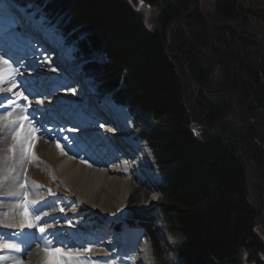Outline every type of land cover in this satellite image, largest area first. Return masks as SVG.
I'll return each instance as SVG.
<instances>
[{
  "label": "trees",
  "instance_id": "trees-1",
  "mask_svg": "<svg viewBox=\"0 0 264 264\" xmlns=\"http://www.w3.org/2000/svg\"><path fill=\"white\" fill-rule=\"evenodd\" d=\"M14 1L55 22L96 88L128 107L162 177V219L182 264H264V33L250 10L144 0L159 7L151 28L135 0ZM142 224L166 256L153 223Z\"/></svg>",
  "mask_w": 264,
  "mask_h": 264
},
{
  "label": "bare ground",
  "instance_id": "bare-ground-1",
  "mask_svg": "<svg viewBox=\"0 0 264 264\" xmlns=\"http://www.w3.org/2000/svg\"><path fill=\"white\" fill-rule=\"evenodd\" d=\"M4 2V0H0V20L6 21L8 20L6 15L15 17L17 14L22 16L23 22L27 25V28L20 32L16 31L15 28H18L16 25L13 31L18 34V39L15 42L6 40L5 46L12 53L27 52L23 56L26 61L23 59L24 63L14 65V67H18L22 74L17 76V80H26L28 83L25 86L22 83V88L20 85L18 89L12 91H21L30 98L31 105L28 111L34 113V116L37 114V121L34 124L39 131L33 146V152L37 159L33 160L23 153L21 145L14 138L15 129L10 125L9 120L0 119V129H3L0 132V241L13 239L12 234L15 233V241H23L21 247L25 250V254L11 252L7 249L0 250V255L8 257V259L0 261V264H13L14 259H21L23 264H56L57 260L60 264L67 248H71L74 244L78 245L80 242L74 238L76 231L74 226L63 223L69 213L78 214V212L65 211L66 207L71 205V201L79 200L80 204L87 202L92 209L106 208L112 215L115 208L122 209V206H125L130 188V177L133 180L136 172H134L133 165L129 166L124 162L123 154L140 155L141 164L143 162L144 168L150 171L151 167H149L147 157L139 145L132 143L135 135L129 131L125 132L119 139L120 149H118L113 140L108 142L111 135L100 126V121H102L100 118L108 117L110 120L118 122L122 128H126L127 115L131 114L128 107L126 105H122L123 107L106 106L105 102L99 104L100 98L97 96L103 92H100L96 87L89 90L87 85L85 86L86 83L83 82L82 75L74 70L77 65L74 64L71 68L68 65L64 66V70L60 69L57 65L58 61H62L65 65V62L69 60L65 55L66 50L56 54L54 49L56 58L52 62V58H47L50 61L47 63L45 62V53H38L41 51L37 49L38 42L30 46L32 44V40H30L31 43L28 44L31 48L28 49L27 36L31 28H37L40 31L39 37L44 40L47 46L51 45L53 48L59 43L51 41L52 39L46 36V32L34 23L30 16L41 15L37 10L31 9L29 6L19 5L15 1L12 2L15 7L9 5L6 8ZM16 5L31 15L20 13ZM2 13L6 14L1 15ZM33 50H36V53ZM78 81L80 83H77ZM73 82L76 83L75 87L71 86ZM73 88L75 93L68 90ZM12 91L10 92L8 87L4 86L0 90V96H11ZM106 94L108 95L107 92ZM92 95L95 97L94 103L90 100ZM40 100H43V103H39ZM19 104L23 105L25 101L20 99ZM62 104H64L63 107ZM35 109L41 111L35 112ZM79 109L82 110L80 113ZM18 113L19 108L10 119H15ZM56 118L60 119L61 122L58 124V121L52 122L54 125L51 124V126L45 124L56 120ZM70 119L77 120V123H73L67 128ZM109 129L113 130L112 127ZM113 131L114 133L117 132L116 130ZM51 137L54 138V141ZM64 137H67V140ZM57 140L63 146L66 154L62 155L60 149L57 148ZM90 143L98 146L97 152L89 149L88 153L84 154V150ZM13 149H15L14 152ZM146 174L145 178H148L149 173L146 172ZM25 183L26 188L20 187L21 184ZM54 183H59V185L57 184L56 187ZM36 185L40 187L37 188ZM49 189L51 193L48 191ZM67 190L72 192L70 199L66 194ZM25 191L29 193V200L36 201L34 207H43L39 221V224H44L47 221L46 231L43 234L35 228H21L24 218L21 215L22 208L19 199ZM100 195L101 198H98ZM96 198L97 205L94 202ZM156 201V197H150L148 205H142V208L148 211L156 204ZM60 208H63L64 211L61 212ZM76 223L78 225L79 222ZM98 224L100 225L98 228L95 226L90 228L91 234L95 235L97 230H101L102 222L99 221ZM109 234L108 231H105L101 236L94 239L96 242H102ZM114 239L117 241L108 242L107 245L118 248L119 244L127 242V240H119L118 237ZM138 239V236H134L132 241L128 240V242L133 245ZM173 239L174 237L169 235L165 242L170 245L169 248L174 252L173 256L179 258L173 247ZM45 240L51 241L47 251L43 247ZM59 246L61 249L58 248ZM130 251L131 249L127 247L124 250L126 254ZM79 254L82 257L92 256L90 251H81ZM141 259L143 258L140 257V261Z\"/></svg>",
  "mask_w": 264,
  "mask_h": 264
},
{
  "label": "rangeland",
  "instance_id": "rangeland-1",
  "mask_svg": "<svg viewBox=\"0 0 264 264\" xmlns=\"http://www.w3.org/2000/svg\"><path fill=\"white\" fill-rule=\"evenodd\" d=\"M200 1H201V6L205 11L214 8L215 3L217 2V0H200ZM240 1L247 9L250 10L245 14V16H247L250 19L252 26H254L260 33H264V0H240ZM4 3H5L4 7L6 8L9 5L15 7L13 3L12 4L7 3L6 1ZM29 5L30 4L25 6H29ZM134 5L136 9L143 14L146 24L149 27L153 28L155 25L156 17L159 13V7L148 5L145 2L141 3L140 0H135ZM17 8L19 9L20 13L23 12L26 13L28 16L31 15V14L29 15L28 11H22L19 6H17ZM39 14L41 15H37V16L32 15L30 17L32 18V20L36 25H39L40 29L46 32V36L52 39L51 41H54L59 44L62 43V45H64L63 47L64 50H66L65 52L66 58L69 59L68 61L65 62V66L70 65L68 67L71 68L74 64L77 65V67L74 70H76L75 71L76 73L82 75L83 82L86 83L85 86L89 84L88 86H91V88H95L96 80L94 77L86 73L83 67V63L85 59L83 56H79L77 54V47L75 46L74 42L69 41L66 35L62 31H59L55 22H52L46 15L42 13ZM20 17L22 18V16ZM17 26L18 28L16 29H19L20 25ZM56 50L57 49H55V51ZM80 67H81V72H80ZM20 85L22 88V83ZM23 86H25L24 83ZM107 93L108 95L106 94V91H103V93L98 94L97 97L100 98L98 102L99 104L105 102L104 104L106 106L116 105L117 107H123L121 103L115 100V98L112 96V93L110 92ZM28 99L30 100V98ZM90 100L94 103L95 97L93 95L90 96ZM25 103L27 102L25 101ZM61 106L63 107L64 104H62ZM81 109L87 110L86 108H81ZM81 109L78 110L79 113L80 111H82ZM36 115L37 114H35V120H34L35 123L37 121ZM131 115L132 114L127 115L128 116V120L126 124L127 127L126 126L125 127L130 129L129 132L131 134L133 133L136 134L135 135L136 137L134 139L135 141H140V136L137 130L134 117L133 115L132 116ZM45 124L51 126L52 122L50 121L49 123L47 122ZM66 127L68 128V126ZM1 131H3V129H0V132ZM51 139L54 141V138L51 137ZM138 143L139 144L137 145H139V147L142 149L143 153L147 157L149 166L153 170L150 174H148L147 180H144L140 175L136 176V174L138 175L139 173L138 170L136 172L134 171L135 175L133 180L130 177V188H129L128 196L125 201V206L123 205L122 209L115 208L114 213L111 215L110 211H108L106 208L97 207L92 209L91 205H89L87 202H86L87 204L86 203L80 204L81 202L79 200H76L74 202L71 201V205L66 207L65 211L78 212V214L69 213L66 220L63 221V223L72 224L74 226V229L76 230L74 233V238L75 240L77 239L80 241L79 244L76 245L77 247H79L82 244L90 243L91 246L90 252L92 253V256L87 258H89L91 262H95V264H104L105 261H109L108 257H106L107 255L111 257L110 260H115V264H182L181 259L173 256L174 252L171 250V248H169L170 245H168L165 242L167 237L164 240V234H166L167 236L169 235L166 233L162 221L163 217L160 208L161 203L163 201V193L162 191H160L162 177L159 174L158 167L155 162V157L149 145L144 139H141V141ZM142 174L144 176L145 175L147 176L146 172ZM57 184L59 185V183ZM57 184H55L54 186L57 187ZM66 194L70 199L72 192L70 190H67ZM150 197H156L157 201L156 204H154L153 207L147 211V209L145 210L142 208L143 207L142 205H148V199ZM98 198H101V195ZM94 202L97 205V198L94 200ZM150 216H154L155 218L154 217L153 219L145 218ZM144 220L153 223L155 230L158 231L160 237L162 238V245L167 251L166 256H164L163 258H160L158 256L156 247L154 245V241L150 237L148 230L142 224V221ZM68 221H71V223H69ZM99 221L100 223L102 222L103 227H101V230H97L95 235L91 234L90 228H94V226L98 228ZM76 222H79L78 225H76L77 224ZM105 231H108V233H110L109 236L104 238L102 242H98V241L96 242L94 238L101 236V234H103ZM262 235L264 236V234ZM134 236H138L139 239L135 242V244L131 245V243L128 242V240L132 241V238ZM116 237H118L119 240L122 239L127 240V242L121 243L122 245L119 244L118 248L113 247L111 245H107L108 242H116L117 239H114ZM175 240L176 239L174 238L173 241ZM126 247L131 249V251L128 254L124 252V250H126ZM58 248L61 249V246H59ZM113 253H115L116 255L111 256V254ZM127 257L130 259L125 260V258ZM140 257H142L144 260L141 259L140 261ZM63 259L60 264H63ZM56 264H58V260L56 261Z\"/></svg>",
  "mask_w": 264,
  "mask_h": 264
},
{
  "label": "snow or ice",
  "instance_id": "snow-or-ice-1",
  "mask_svg": "<svg viewBox=\"0 0 264 264\" xmlns=\"http://www.w3.org/2000/svg\"><path fill=\"white\" fill-rule=\"evenodd\" d=\"M142 2L143 0H141V3ZM16 24L17 21L9 20L7 26H5V22L0 20V90H2L4 86H7L10 92L12 89H18L21 83L25 85L28 83L26 80H17V76L22 74L20 73V69L14 67V65L21 64V60L13 55L11 50L5 46L6 40L8 42H15V40L18 39V34L13 31ZM45 62L50 63L47 57H45ZM53 71H55V69H53ZM68 90L75 93L74 88ZM20 99H23L27 103L23 105L19 104ZM38 102L43 103V100ZM30 105L31 101H29L28 96L24 95L21 91L12 92V95L7 97L0 96V119L9 120L10 125L15 129L13 134L14 138L17 140L18 144L21 145L23 153L34 160L37 158L33 152V146L34 141L37 139V132L39 129L34 124L35 116L28 111ZM17 108H19V113L16 114V118L10 119L13 117L14 113L17 112ZM34 111L39 112L41 110L35 109ZM41 124L43 125V122H41ZM45 130L48 131V129ZM60 131H63V129H60ZM64 139L67 140V137H64ZM56 146L60 149L62 155L66 154L63 146L58 140L56 141ZM12 151L14 152L15 149ZM20 187L26 188L27 185L26 183L21 184ZM36 187L38 188L40 186L36 185ZM48 191L51 193L50 189ZM28 196L29 193L25 191L24 195L19 199V204L22 208L21 215L24 218L21 223V228H35L39 233L43 234L47 226V221H45L44 224H39L41 214L43 213V207H34L36 201L29 200ZM60 211L63 212L64 209L60 208ZM68 222L71 223V221ZM15 235V233L12 234L13 239L0 241V250L7 249L11 252L25 254V250L21 247L23 241L16 242ZM50 245L51 241L45 240L43 246L44 250L47 251ZM81 251H91L90 243L82 244L79 247L74 244L71 248H67L64 252L63 264H95V262H91L89 258L79 255ZM6 259H8V257L0 255V261ZM13 264H23V261L21 259H14ZM104 264H115V260L105 261Z\"/></svg>",
  "mask_w": 264,
  "mask_h": 264
},
{
  "label": "water",
  "instance_id": "water-1",
  "mask_svg": "<svg viewBox=\"0 0 264 264\" xmlns=\"http://www.w3.org/2000/svg\"><path fill=\"white\" fill-rule=\"evenodd\" d=\"M143 2H144V0H143ZM142 2V3H143ZM191 130L192 131H194L195 133H198L199 132V130L196 128V126H195V123H192V125H191Z\"/></svg>",
  "mask_w": 264,
  "mask_h": 264
}]
</instances>
